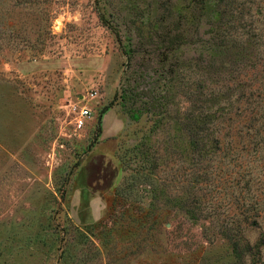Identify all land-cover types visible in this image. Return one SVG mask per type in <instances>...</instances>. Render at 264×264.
<instances>
[{
  "label": "rangeland",
  "instance_id": "rangeland-1",
  "mask_svg": "<svg viewBox=\"0 0 264 264\" xmlns=\"http://www.w3.org/2000/svg\"><path fill=\"white\" fill-rule=\"evenodd\" d=\"M193 5L199 43L210 32L200 0H0V264H264V129L242 119L257 108L264 119V95L247 89L264 54L255 67L228 52L215 75L183 73L222 95L218 117L230 109L241 123L221 145L191 150L174 131L190 107L181 82L153 144L158 177L186 201L168 204L158 229L144 185H126L144 167L135 148L158 117L134 122L122 110L124 33L147 37L156 19H183ZM229 9L224 21L238 32L264 31V0ZM188 208L208 218L190 220Z\"/></svg>",
  "mask_w": 264,
  "mask_h": 264
},
{
  "label": "trees",
  "instance_id": "trees-1",
  "mask_svg": "<svg viewBox=\"0 0 264 264\" xmlns=\"http://www.w3.org/2000/svg\"><path fill=\"white\" fill-rule=\"evenodd\" d=\"M194 1L190 0L191 5ZM200 3L202 14L199 16H202L210 32L208 37L199 39L201 40L199 43L194 37L198 18L195 17V5H193L191 13L183 19L178 17L173 22L166 17L156 19L148 26L147 37L141 33L135 36L133 31L126 30L124 33L126 45L122 46L127 58V69L120 96L123 112L134 122L139 121L146 113H152L155 117L162 114L164 115L161 117L168 115L170 97L183 92L181 82H184L186 78L185 86L190 107L181 118L178 117L174 124V131L186 132L188 145L193 151H205L206 145H213L214 141L215 144L221 145L223 140L221 133L226 132L225 136H228L230 131L235 133L241 123L240 120L232 119L230 109L227 119L217 116L219 110L215 111V108L220 106L222 95L208 89L199 79L200 76L203 78L217 74L219 68L215 66V60L220 55L230 56L228 52L234 57L235 64L250 62L252 67L255 63L258 64L259 58L255 59V55L264 54V31H257L255 26L252 27L250 24L249 28H243L238 32L239 27L224 21V16L229 15V11L232 12L229 8H233L234 0H200ZM100 18L104 21L102 16ZM236 21L241 22V18L238 16ZM230 29L234 31L230 32ZM232 40L233 43H231ZM197 43L199 48L196 47ZM189 66H194L197 70L195 76L198 74L200 76L195 79L190 74L185 76L183 73ZM213 69L214 72H212ZM261 72L262 75L252 72L253 80L250 75L251 82L247 86V89L251 93H257L258 97L264 95V72ZM143 87L147 88V91H144ZM140 95L146 96V99L143 97L144 100ZM259 113L260 109L257 108L242 119L245 124L255 122L264 129V119L257 118ZM161 117L156 119L150 134L143 137L135 148L144 167L130 173L126 178L127 186L131 187L133 183L138 182L144 185L141 191L145 190L149 193L151 198L149 206L144 207L143 210L146 212V218L156 217L151 227L153 229L159 228L162 212L168 208V204L186 201V196L172 197L169 193L172 182H166L165 179L158 177L155 171V163H161V158L156 156L158 153L154 149L153 138L159 130ZM99 134L100 127L97 129L96 136ZM210 137H212L211 140ZM196 199L200 200L199 197ZM181 212L190 220L208 218L189 208ZM232 246L234 251L237 250V244L233 243Z\"/></svg>",
  "mask_w": 264,
  "mask_h": 264
},
{
  "label": "built area",
  "instance_id": "built-area-1",
  "mask_svg": "<svg viewBox=\"0 0 264 264\" xmlns=\"http://www.w3.org/2000/svg\"><path fill=\"white\" fill-rule=\"evenodd\" d=\"M88 118H90V111L88 109H84L81 113V119L84 121ZM83 121L79 123V126L83 125Z\"/></svg>",
  "mask_w": 264,
  "mask_h": 264
}]
</instances>
